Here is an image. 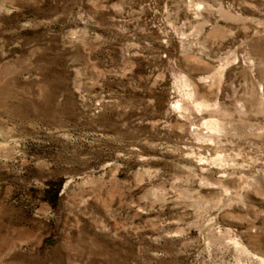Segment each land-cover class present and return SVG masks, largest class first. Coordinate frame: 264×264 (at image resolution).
I'll return each mask as SVG.
<instances>
[{
  "label": "rangeland",
  "instance_id": "rangeland-1",
  "mask_svg": "<svg viewBox=\"0 0 264 264\" xmlns=\"http://www.w3.org/2000/svg\"><path fill=\"white\" fill-rule=\"evenodd\" d=\"M0 264H264V0H0Z\"/></svg>",
  "mask_w": 264,
  "mask_h": 264
}]
</instances>
